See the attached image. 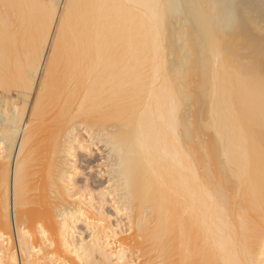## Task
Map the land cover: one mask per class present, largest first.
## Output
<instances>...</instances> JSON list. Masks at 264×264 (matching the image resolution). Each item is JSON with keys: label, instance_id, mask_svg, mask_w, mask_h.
<instances>
[{"label": "bare ground", "instance_id": "6f19581e", "mask_svg": "<svg viewBox=\"0 0 264 264\" xmlns=\"http://www.w3.org/2000/svg\"><path fill=\"white\" fill-rule=\"evenodd\" d=\"M4 2L25 6L16 11L32 29L45 15L32 6L52 0H0ZM55 2L62 5L66 0ZM177 3L218 4L221 15H233L237 23H224L210 8L188 7L190 22L183 36H173L169 26L154 46L151 11L142 9L118 32L103 26L82 34L77 30L75 36L69 32L68 52L49 79V92L35 121L32 110L59 24H49L41 62L45 71L35 74L26 99L22 88L6 91L2 86L6 51L0 10V264H135L130 258L136 252L143 264H247L260 259L262 102L241 70L246 58L260 70L264 0ZM245 17L252 23H244ZM129 29L142 39L126 38L123 34ZM213 31L219 40L215 49L209 40ZM221 48L224 60L217 71ZM20 58L25 59L23 48ZM196 68L202 77L207 73L209 92L216 72L220 99L215 120L209 127L212 105L203 95L199 104L181 108L179 125L173 126L171 97L180 94L185 73ZM76 125L85 128L88 142L95 139L104 146L111 161V186L98 199L73 194L75 151L87 152L89 144L79 143ZM19 134L10 187V162ZM18 163L24 174L19 191ZM221 188L227 193L226 204L216 198ZM106 194L114 214L125 219L126 232L101 214ZM78 223L85 226L87 238L75 231Z\"/></svg>", "mask_w": 264, "mask_h": 264}, {"label": "snow or ice", "instance_id": "6c2138e0", "mask_svg": "<svg viewBox=\"0 0 264 264\" xmlns=\"http://www.w3.org/2000/svg\"><path fill=\"white\" fill-rule=\"evenodd\" d=\"M25 7L23 5L4 2L0 4V10L3 12V39L6 51V60L4 67V79L2 86L4 89L10 90L13 87L22 88L25 98L27 99L30 90L34 85L35 74L38 71H45L42 66V52L48 46L46 38L50 35L49 24L58 23L59 28L55 30V43L51 44L52 54L47 57L48 66L45 71V80L40 83V92L36 96V107L32 110L33 121L37 119L41 110L42 103L49 92V79L58 71L60 58L68 52V35L69 32L75 36L77 30H87L90 27L103 26L106 30L118 32L121 26L129 21L135 13L142 9L151 11L152 22V38L154 46L158 45L162 35L166 34V29L171 28L173 36L189 27L190 17L186 9L188 7L210 8L214 15H220L224 23L232 25L237 23V17L233 15H221V6L218 4H199L195 6H187L177 3V0H155L152 3H125V2H95V0H66L62 5H58L55 0L51 3L34 5L45 13L42 21L37 27L30 29L25 21L17 13V9ZM62 9V11H61ZM244 23L251 24V18L245 17ZM262 44L260 60L261 66L259 72L255 67V61L245 59L246 67L241 70L242 75L248 81L250 90L255 93L259 92L261 98L260 110V128H261V155L264 157V25L261 26ZM123 35L128 39H142L137 33L128 30ZM213 48L219 44L217 33L213 31L209 35ZM79 40L75 41L78 46ZM24 49L25 59L20 58V50ZM223 48L217 54V71L224 60ZM251 51V49H249ZM26 60V62H25ZM153 71L159 73L161 71L158 65H154ZM208 95L211 101L212 119L209 120V127L215 120L217 103L220 94L217 86L216 72H213L212 89L209 92L208 77L205 72L201 76L199 68L191 73H185L184 82L179 95H172V122L173 126L179 125V113L182 107L190 108L192 104H199L201 97ZM187 100L189 103L184 104ZM225 101L227 97L225 96ZM79 115V114H76ZM31 127V124L29 125ZM241 138L247 144V134L243 126H240ZM27 142V137H26ZM17 187L18 191L24 179L23 170L20 164H17ZM223 179V176H222ZM216 198L222 204H226L227 193L223 188L216 193ZM247 264H264V247L260 252V259L249 260Z\"/></svg>", "mask_w": 264, "mask_h": 264}, {"label": "rangeland", "instance_id": "374dc122", "mask_svg": "<svg viewBox=\"0 0 264 264\" xmlns=\"http://www.w3.org/2000/svg\"><path fill=\"white\" fill-rule=\"evenodd\" d=\"M110 124V123H109ZM21 132V131H20ZM79 140L80 144H86L88 142V133L85 131V128L80 125H76V130L74 132ZM87 135V136H86ZM19 136L17 137V140L15 142V147L13 150V156L11 158L10 162V171H9V186L10 182L12 181V167L14 163V155L16 154V150L19 143ZM89 143V144H88ZM88 144V151L82 152V151H75V158H74V175L72 178V185H73V194H77L78 196L81 195H92L95 197V199H98L100 193L107 190L108 187L111 186V182L109 180V173L108 170L110 169L109 165V157L108 152L102 146V144H96L95 139L91 142L89 141ZM107 162V163H106ZM36 179V176L34 177ZM9 187V195L11 193V188ZM109 189V188H108ZM9 214L11 216V229L13 233V239L15 238L14 234V225H13V219H12V198L9 197ZM95 206L97 209H95V213H98V206L100 205L98 203V200H95ZM104 204V205H103ZM101 206V214H104V216L108 217L110 219V222L112 225H119L118 228L121 232H126L127 230V223L123 217L116 216L114 207L112 206V202L110 198L107 196V194L104 197V203ZM106 204V205H105ZM100 207V206H99ZM77 233H83V237H88V232H86L85 226L82 223H78L76 225ZM83 231V232H82ZM85 232V233H84ZM139 252L134 253V255L130 258L132 260H136L134 262L135 264H143V261L139 257Z\"/></svg>", "mask_w": 264, "mask_h": 264}]
</instances>
